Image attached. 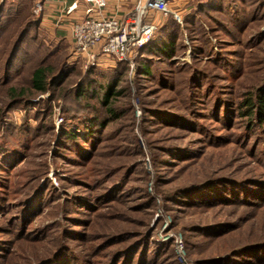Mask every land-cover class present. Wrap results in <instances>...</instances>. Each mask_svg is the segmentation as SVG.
<instances>
[{"label":"rangeland","instance_id":"1","mask_svg":"<svg viewBox=\"0 0 264 264\" xmlns=\"http://www.w3.org/2000/svg\"><path fill=\"white\" fill-rule=\"evenodd\" d=\"M38 1L40 0L33 1L31 9H33L32 17L34 16L40 20L39 16L42 9L38 11ZM192 2L193 0H179V4L170 2L168 14L154 13L152 18L156 20L158 28L170 14L178 22L183 23L184 15L194 7ZM258 2L260 0H253L251 5L255 6ZM176 13L179 14L180 20L176 17ZM28 14L30 15V13ZM255 14L257 16L259 12L255 11ZM23 23H11L0 40V165L5 166L7 163L5 158L7 159L13 152L19 154V157L9 165L7 171L0 167V188L6 191L3 200L12 201V205L8 206L6 204L0 208V264H37L41 255H48L60 243L69 244L77 250L78 254L82 253L83 241L77 238L80 234L76 230H83L86 228V223L91 224L93 221H97L96 212L98 210L104 211L99 216L101 221L97 226V231L104 232L106 230L105 224L112 217L122 215L123 219L127 218L128 220L127 223H124V226H128L133 231H138L146 228L140 227V223L145 222V218L148 217L149 228L155 229V241L166 242L167 240L163 236L169 234L171 236L169 239L174 238L176 246V237H181L184 241L187 261L189 264H195V259L203 258L200 252L208 247L206 243L210 240V236L208 237L201 232L186 233L185 230H182L181 227H191V224L187 222V215L192 212L198 213V210L190 209L194 208L192 206L181 205L180 202H185L181 200L189 199L185 195L179 198L178 203H168L172 206L165 205V193L172 188L174 190L182 186L185 182H190L191 177H188L190 171L196 172L199 168L203 169L199 164H188L192 159V153H188L189 149L184 150L186 147L201 148L198 139L203 134H201V127L197 129V122L182 121L177 117H158V121H163V118L172 120L161 124L153 119L157 117H154L155 115L152 113L157 109H171L181 115L189 113L193 100L197 95H191V89L187 85L186 73L177 76V81L180 80L181 85L176 83L174 85L176 88L172 84L171 87L166 88L164 85L167 81L155 79L149 82L143 81L146 85L141 86L133 75L136 68V59L139 56L138 51L126 60H117L112 56H107L99 49L90 55L77 54L70 31L68 33L65 31L66 29H63L62 33H58V22L53 25L37 22V28L33 30L25 43V49L29 50L30 53L28 54L25 51L24 54L21 53V55L23 54L21 58L22 68L26 67V69H23L22 73H17L14 70L6 80L3 71L4 61L11 42ZM224 23L229 24V22ZM239 25L232 24L230 34L225 30H221L220 38L209 37L214 43L216 51L219 48L216 45L231 46L236 51L241 59L240 61H242L243 72L246 75L248 72H255L254 70L262 66L260 58L264 57V15L255 22H244ZM201 26L206 28L204 31L211 32V26L219 29L221 25L219 22H202ZM258 34H261L262 37L253 42V46L243 42L253 36V39H257L256 35ZM195 35L190 30L185 33V48L173 59L175 68H182L185 64L205 66L206 63L212 61V59L207 58V55H198L194 51L193 44L204 46L205 43L201 39L206 40L205 35H199L198 33V39L193 38ZM195 40L198 41L195 42ZM44 56L47 63L54 64L57 70L65 64L71 74L62 77L58 84L52 86L49 91L29 96V103L23 101L11 103L13 101L10 100L7 94V88L12 85H27L31 69L40 63ZM119 61H125L128 64L129 75L127 73L125 76L128 79L120 82L119 87L124 86L126 89L123 96L120 97L118 106H120L119 111L124 112L126 108L129 111L126 110L124 114H121L116 121L106 128L101 135L100 147L94 151V156L85 160L86 164L81 165L78 160L72 162V157L80 159V156L76 155L72 149L74 146L77 148V145L68 141L61 130L65 126H75L78 122L77 120L73 121L72 118L84 114L86 110L82 109V104L86 103L85 98L79 99L76 95L79 84L90 78V70L110 72L118 67ZM209 63L208 65H210ZM258 72L251 74L248 81H252L254 76H260L261 73ZM95 75L97 74H93V76ZM216 79V82L221 84L220 86L232 82V80L228 82L220 76ZM242 81L247 82L246 78L241 79ZM237 90L239 91L238 88ZM200 94L204 95L202 91ZM210 99H212L211 96L207 99L203 98L200 102L202 112L210 104ZM94 102L96 101H91V103ZM130 107L132 109H129ZM203 114H208V116L206 120L201 118L203 121L201 120L199 124L200 126L206 124L212 133L226 134L243 131L239 129L241 128V124L238 125L239 122L235 125L232 123L221 125L222 123L220 124L217 119H213L208 111ZM176 119L181 121H175ZM188 126L190 127L188 128ZM80 133V139H84L85 135L81 131ZM234 134L233 139H228V141L233 140L232 143L223 144L222 148L218 150L210 149L211 153H214H210L211 155L208 158H204V160L211 163V167L216 168L211 171L225 169V172L230 170L229 173L232 174L237 170L242 177L263 171L264 166L261 161H256V159H252L251 156L247 155L246 149L242 147L245 141L243 143L237 142L238 133ZM229 136L231 137V135ZM220 141L222 140L216 142ZM212 145L214 144L206 146ZM251 145L256 146L258 144L251 141ZM176 146L184 147L178 150H183L188 154L184 153V155H180L177 161L172 162L166 152ZM258 146L257 148L264 149L263 143ZM208 147H205L206 150ZM2 156L4 157L2 158ZM157 158H160L159 160L165 158L164 160L169 161L170 164L157 165ZM259 158L264 162L263 155H260ZM201 176L205 177L204 175ZM143 178L146 180L143 181ZM69 179H73L74 184H70ZM84 179L88 180L89 184L97 179L95 186L103 181L110 183L112 180L116 184L123 185L124 182H127V179L129 185L120 187V193L118 194H121L120 200L125 202L130 210L127 211L123 204L119 202L111 204L113 207H106V204H103L100 209L99 206H95L94 210L77 205L72 200L79 195L78 193L86 192L88 195L90 192L85 186L76 184L80 182L79 180ZM47 182H50L49 188L43 191V195L37 196L35 201V203H38L37 210H33L31 205L28 206L29 210L25 214L23 209L13 208L22 194H34L35 190L37 192L40 190V186L42 188ZM104 186L101 184L98 192L103 190ZM138 188L145 189V192L137 191ZM126 193H129L133 199L128 201ZM136 196L138 200L140 197L143 198L144 204L154 201L155 206L152 209L143 208L144 211H139L138 209L143 204H140L142 201L135 203L134 198ZM111 202H114V200ZM1 204H4V202L1 201ZM176 207L185 208L189 213L178 211L175 209ZM207 209L205 214L209 211ZM23 212L24 216L28 215L29 212L32 214L28 221L22 222L23 224H27L25 222L29 224L26 231L22 230L19 219V223L18 220L14 221L17 215L19 216ZM147 212L150 213V216L146 215ZM200 216L201 218H198V220L213 219L212 215L204 217L200 214ZM235 217L247 220L244 228L247 227L245 231L244 229L241 231L238 237L232 239V244L237 243L238 240V243H240L243 237H250V234L255 231H264V207L250 209L245 205L244 208L235 212ZM29 220L34 221L29 223ZM42 238L46 242L39 243V240L43 241ZM120 243L116 242L114 245L118 246ZM228 243L224 242L223 244ZM225 246L223 245V247ZM217 251H219V248L208 250L206 255ZM175 252L177 253L176 249ZM173 254L174 252L170 251L169 255L165 257L163 255L161 258L162 263L175 264ZM11 260H13L12 263Z\"/></svg>","mask_w":264,"mask_h":264},{"label":"trees","instance_id":"2","mask_svg":"<svg viewBox=\"0 0 264 264\" xmlns=\"http://www.w3.org/2000/svg\"><path fill=\"white\" fill-rule=\"evenodd\" d=\"M33 1L0 0V40L11 23L24 22L11 42L4 61L3 71L6 80L14 70L17 73H22V70L26 69V67L22 68L21 64L24 51L28 54L30 53L29 50L25 49V43L33 30L37 28V22H40L34 16L32 17L33 9H31V6H33ZM252 2L253 0H193L194 7L184 15L183 23L178 22L170 14L162 25L153 32L149 41L136 50L139 56L136 59V68L133 75L141 86L146 85L144 82L155 79L167 81L165 82L166 84L163 83L166 88L172 85L176 88L174 86L176 83L181 85L179 83L180 80L177 81V76L186 73L187 85L191 89V95H197L188 114L181 115L171 109H157L152 112L155 115L154 117H157L153 118L156 121H158V117H177L182 121L197 122V129L201 127V134H203L198 139L200 140L201 148L186 147L184 149H189L188 153H192V159L188 164H199L203 169L199 168L196 172L190 171L188 174V177H191L190 182H185L182 186L174 190L172 188L165 193V205L172 206V204L168 203H178L179 198L185 195L189 199L185 198L186 200H181L185 201L180 202L181 205L183 204L186 207L192 206L194 208L190 209L198 210V213L192 212L187 215V222L191 224V227L186 228L184 226L181 227L182 230H185L186 233L201 232L208 237L210 236V240L206 243L208 247L200 252L203 258L195 259V264H264L263 230L250 234L252 237H243L240 243H238L239 240L237 243H231L232 239L238 237L241 231L243 229L245 231L247 227L244 228L247 220L235 217V212L244 208L245 205L250 209L264 207V170L242 177L241 173L237 170V172L234 171L232 174L229 173L230 170L225 172V169L211 171L216 168L211 167V163L204 160V158H208L214 153H211L210 149L218 150L222 148L223 144L232 143L233 140L228 141V139H233L234 133H238L237 142L243 143L245 141L242 147L246 149L247 155L251 156L252 159H256V161H261L264 166V162L259 158L260 155L264 156V149L257 148L262 143L264 146V57L260 58L262 66L254 70L255 72H248L245 75V72H243L244 66L236 51L231 46L224 47L221 45H216L219 47L218 51H216L214 43L211 41V36L221 37V30H225L230 34L232 24L240 26L239 24L241 23L255 22V20L257 21L263 16L264 0H260L255 6L251 5ZM255 11L259 12L257 16ZM202 22H219L221 26L219 29L211 26L212 31L208 32L204 31L206 28L201 26ZM224 22H229V24ZM189 30L196 34L193 37L195 39L199 38L197 36L198 33L199 35H205L206 40L201 39L205 45L197 46L193 44V47H195L193 49L198 55H207V58L212 59V61H209L212 64L208 62L210 65L206 63V67L199 64H185L182 68H175L173 66V59L185 48L184 35ZM256 37L257 39H253V36L243 42L253 46V42L258 41L262 36L258 34ZM21 53L23 54L21 55ZM257 71L261 75L254 76L252 77V81H248L251 74ZM127 73L129 75L128 64L125 61H119V65L115 70L110 72L90 70V78L80 82L76 95L79 99L85 98L86 103L82 104V109L86 110L84 114L72 118L73 121L77 120L78 122L75 126H65L67 128L63 127L61 130V133L68 141L77 145V148L74 146L72 149L76 155L80 156V159L72 157V162L78 160L81 165L86 164L85 160L94 156V151L100 147L99 145L102 141L101 135L106 128L116 121L121 114H124L126 110L129 111L127 108L124 112L119 111L120 106H118L120 97L123 96L126 89L124 86L119 87V85L122 80L128 79L125 76ZM69 74L71 72L65 64L57 70L54 64L47 63V59L44 56L40 63L31 69L28 84L23 86L12 85L7 88V94L10 100L13 101L11 103H20L21 101L29 103V96L49 91L52 86L54 87L58 84V81L62 77H66ZM93 74L97 75L93 76ZM218 76L223 77L228 82L232 80L231 84L220 86L221 84L216 82ZM257 77L259 79H256ZM244 78L247 80L245 83L241 82V79ZM236 82L238 83L236 84ZM201 91L204 95L200 94ZM210 96L212 99H210V104L204 108L205 111H208L209 115L213 119H217L220 124L222 123L221 125H228L230 123L235 125V123L239 122L238 125L241 124V128L239 129L243 130L242 132L215 134L207 128L206 124L200 126L199 122L202 119L206 120L208 116V114H203L205 111L202 112L200 109V102H202L203 98L207 99ZM92 100L96 102L91 103ZM129 109H132V107ZM163 114L166 116H161ZM178 119L175 121H181ZM166 121L172 120L163 118V121L158 122L165 124ZM80 131L85 135L84 139H80ZM217 140L222 141L216 142ZM251 141L257 142L258 145L250 146ZM208 144L214 145L208 147L206 146ZM205 147H208L207 150ZM181 148L184 147H172L171 150L166 152L169 154L170 161H177L180 155H184L185 151L178 150ZM18 157L19 154L13 152L7 159L5 158L6 165L3 166L2 164L0 167L7 171L9 165ZM159 159L157 158L156 160L157 165L170 164L169 161L166 162L167 160H164L165 158H162L163 160ZM206 171H208V174L205 173ZM142 180L145 181L146 179L143 178ZM73 181V179H69L70 184H74ZM79 181V183H76L77 185H83L90 190L88 195L86 192H81L72 200L80 207L94 210L95 206H99L101 209L103 204H106V207H113L111 204L119 202L123 204L127 211L130 210L129 206L120 200L121 194H118L120 193V187L129 185L127 179V182H124L123 185L116 184L113 180L110 183L103 181L101 184L105 186L99 192L98 189L101 184L95 186L97 179L90 184L85 179ZM49 183L47 182L42 188L40 186V190L37 192L35 190L36 193L34 192V194L29 192V194H22L18 202H15L13 208L23 209L25 214L29 210L28 206L32 205V209L37 210L38 203H35L37 196L43 195V191L49 188ZM137 191L145 192V189L138 188ZM5 192L4 189L0 188V208L6 204L8 206L12 205V201L3 200ZM126 196L128 197V201L133 199L129 193H126ZM113 200L114 202H111ZM1 201L4 204H1ZM134 201L135 203L142 201L140 204L143 205L140 206L139 211H144L143 208L152 209L155 206L154 201L144 204V199L140 197L138 200L137 196L134 198ZM206 208L209 210L207 214H205ZM175 209L187 214L189 213L185 208L176 207ZM103 211L98 210L96 212L97 221H93L91 224L86 223V228L83 230H76L80 234L77 238L83 241L82 253L78 254L77 250L73 249L69 244L60 243L48 255H41L38 258L37 264H163L161 258L163 255L164 257L169 255L170 251L174 252V263L180 264L175 252L174 238L166 242H156L155 229L149 228L148 217L145 218V222L140 223V227L146 228L138 231H133L128 226H124V223H127L128 220L127 218L123 219V215L112 217L106 224L104 222L106 230L101 232L97 231V226L101 221L99 216H101ZM25 214L23 212V214L17 215L16 219H14L15 222L18 219L20 220L22 230L24 231L28 230L29 224L28 222H25L27 224H23L22 222L28 221L29 217L32 216L30 212L24 216ZM200 214L204 215V217L212 215L213 219L198 220V218H201ZM146 215L150 216V213L147 212ZM30 221L33 222L34 220H29V223H32ZM41 240L43 241L39 240L38 242L45 241L44 238ZM116 242L121 243L115 246L114 243ZM224 242L229 243L223 244ZM223 245L226 246L223 247ZM214 248H219V251L206 255L208 250H213ZM12 262L13 260H11Z\"/></svg>","mask_w":264,"mask_h":264},{"label":"built area","instance_id":"3","mask_svg":"<svg viewBox=\"0 0 264 264\" xmlns=\"http://www.w3.org/2000/svg\"><path fill=\"white\" fill-rule=\"evenodd\" d=\"M86 3L83 14L73 20L70 26L76 53L90 55L99 49L107 56L117 60L128 59L136 50L146 44L158 28L154 13L168 14L169 0H135L134 7L124 16L107 12L109 0H75L69 11L75 10L80 3ZM38 11L42 0L38 1ZM178 20L180 16L175 14ZM171 236L164 235L168 240ZM177 260L189 264L185 256V245L181 237H176Z\"/></svg>","mask_w":264,"mask_h":264},{"label":"crops","instance_id":"4","mask_svg":"<svg viewBox=\"0 0 264 264\" xmlns=\"http://www.w3.org/2000/svg\"><path fill=\"white\" fill-rule=\"evenodd\" d=\"M74 1L75 0H42V12L39 16L40 22H42V24L52 25L58 22V33H62L63 29H66L65 31L68 33L70 31L71 33V23L74 19L82 16L83 7L86 4L82 2L77 9L69 11V8ZM169 1L172 2V4H177L179 2V0ZM134 4L135 0H109L107 12L109 14L117 13L120 16H124L134 7Z\"/></svg>","mask_w":264,"mask_h":264}]
</instances>
